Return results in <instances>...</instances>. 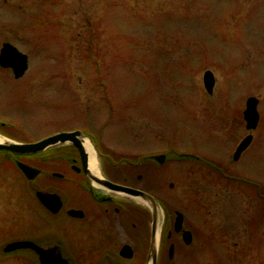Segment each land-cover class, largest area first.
Returning <instances> with one entry per match:
<instances>
[{
	"label": "rangeland",
	"instance_id": "rangeland-1",
	"mask_svg": "<svg viewBox=\"0 0 264 264\" xmlns=\"http://www.w3.org/2000/svg\"><path fill=\"white\" fill-rule=\"evenodd\" d=\"M4 42L29 60L17 79L0 69V130L8 140L78 130L94 160H132L121 179L188 219L214 214L213 204L199 202L197 184L229 189L238 172L264 183V0H1ZM206 70L215 78L211 94ZM249 97L258 101L253 131L243 120ZM247 134L252 144L234 161ZM161 153L169 160L160 166L145 161ZM214 165L228 179L207 173ZM33 200L15 162L0 155V246L26 233L24 203L37 224ZM243 204L255 233L262 230L256 220L264 210ZM260 260L253 250L233 263Z\"/></svg>",
	"mask_w": 264,
	"mask_h": 264
},
{
	"label": "flooded vegetation",
	"instance_id": "flooded-vegetation-1",
	"mask_svg": "<svg viewBox=\"0 0 264 264\" xmlns=\"http://www.w3.org/2000/svg\"><path fill=\"white\" fill-rule=\"evenodd\" d=\"M0 69L12 72L10 68ZM3 126L4 123L0 122V127ZM2 133L0 130V137L4 139L2 142L10 141ZM41 139L17 143H34ZM251 142L252 136L247 148ZM63 145L25 155L0 150L4 160L14 161L19 172L18 162L39 171L33 179L20 172L34 197L31 209H34V215H38L39 218L34 216L38 222L30 225V207L24 203L26 233L22 237L5 239L4 246H0L3 264H46L47 261H52V264L54 261L55 264H151L153 244L155 264H251L233 261L249 255L253 250L261 259L256 264H264V214L256 220L262 224V230L255 233L253 215H247V206L243 204L253 208L254 203L259 210H264V183H255L239 172L228 179L226 176L229 174L214 165L206 170L207 173L218 174L231 181L229 189H222L220 185L197 184L199 202L202 206L213 204L214 214L209 215L208 210L203 217L189 219L179 211L170 214L164 202L153 196L159 205V219L156 220L159 225L153 232L154 218L146 203L140 201L145 204L142 208L127 200L125 195L110 191L101 184V181H108L132 187L121 179L123 167L132 162L97 156L96 173H93L89 166L85 170L77 148L71 144ZM244 151L237 159L233 158V154L232 159L238 162ZM157 155L164 156L162 163L169 160L165 153H161L150 155L145 161L155 167L160 166L154 159ZM190 159L199 161L198 157L191 155ZM47 165L53 170L45 171ZM168 168L172 170L170 165ZM137 180H141V175H137ZM37 192L55 195L60 202L59 208L53 211L45 207L37 199ZM188 192L192 189L189 188ZM188 196L192 197L191 193ZM176 213L182 215L178 229ZM16 241L31 242L42 248L47 253V259L30 247L4 250L6 245Z\"/></svg>",
	"mask_w": 264,
	"mask_h": 264
},
{
	"label": "water",
	"instance_id": "water-1",
	"mask_svg": "<svg viewBox=\"0 0 264 264\" xmlns=\"http://www.w3.org/2000/svg\"><path fill=\"white\" fill-rule=\"evenodd\" d=\"M27 55L20 52L15 46L12 44L5 42L2 44V47L0 49V67L2 68H10L12 70V73L14 77L20 78L23 76L25 71L27 70ZM215 79L214 75L211 71L207 70L203 73V85L204 88L208 93H212L213 87H214ZM258 101L254 97H249L246 100V107L243 112V119L245 121V128L246 129H254L258 122V114L256 111ZM83 134L78 131H71V132H60L53 134L51 136H48L38 142L35 143H17L12 141H6V142H0V150H4L7 152H11L18 155H25V154H35L39 152H43L47 148L51 146H55L58 144H66L71 143L73 146H75L79 152V155L81 157V161L83 163V166L86 170L88 167V155L85 151L83 144ZM251 141V136H246L238 145L236 148V151L233 155L234 159H237L242 151H244L247 146L249 145ZM155 160H157L159 163L163 162L164 156H155ZM18 168L21 170V172L24 174V176L28 179H33L37 174L38 170L25 164L22 162L17 163ZM101 184L104 185L105 188H107L110 191H115L117 193H120L125 196H130L132 198L139 199L140 201L146 203L149 208L152 210L154 223H153V232L157 230L158 223H157V216H159L157 209H159L158 202L155 198H153L148 193L133 188L129 186L124 185H118L114 184L108 181H101ZM37 199L41 204H43L45 207H47L50 210H56L59 208V200L56 198L53 194L43 193V192H37L36 193ZM176 229L179 228L181 224V218L182 215L180 213H176ZM30 247L38 254L41 255L44 259H47V253L42 250V248L34 245L31 242H25V241H16L13 243H10L6 245L4 248L5 251H12L20 248H27ZM150 259L151 264H155V244H153V247H151L150 250ZM53 262H48L46 264H52ZM58 263V262H57ZM55 264V261H54Z\"/></svg>",
	"mask_w": 264,
	"mask_h": 264
},
{
	"label": "bare ground",
	"instance_id": "bare-ground-1",
	"mask_svg": "<svg viewBox=\"0 0 264 264\" xmlns=\"http://www.w3.org/2000/svg\"><path fill=\"white\" fill-rule=\"evenodd\" d=\"M3 140L4 139L2 137H0V142H2ZM82 144H83V147H84V149H85V151L87 152V155H88V166H89V169L93 173H96V168H95L96 161L94 160V152H93L92 144L86 138H83Z\"/></svg>",
	"mask_w": 264,
	"mask_h": 264
}]
</instances>
